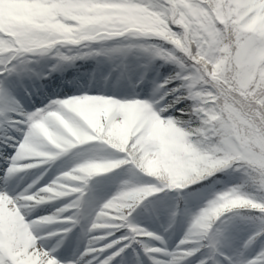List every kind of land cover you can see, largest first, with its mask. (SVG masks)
Masks as SVG:
<instances>
[{
    "label": "clouds",
    "instance_id": "obj_1",
    "mask_svg": "<svg viewBox=\"0 0 264 264\" xmlns=\"http://www.w3.org/2000/svg\"><path fill=\"white\" fill-rule=\"evenodd\" d=\"M34 4L29 14L0 24V88L10 97L0 104V137L30 125L35 112L55 111L71 140L33 131L24 154L17 156V147L2 169L13 195L0 186V255L8 264H49V254L63 247L58 208L34 214L56 190L36 186L47 169L30 170L55 155L52 148L63 152L70 144L83 176L114 174L106 199L114 213L143 198L141 189H168L159 245L132 249L119 264H207V252L193 253L207 247L209 222L223 212L239 218L240 243L224 249L232 264H264V0ZM57 78L75 83L78 94H48ZM218 176L230 181L224 194L210 188L188 207L191 186L215 184ZM181 202L188 212L177 215ZM179 218L184 227L173 243ZM91 231L92 224L81 226L82 247L64 264L96 259L85 256L109 233L87 236Z\"/></svg>",
    "mask_w": 264,
    "mask_h": 264
},
{
    "label": "snow or ice",
    "instance_id": "obj_2",
    "mask_svg": "<svg viewBox=\"0 0 264 264\" xmlns=\"http://www.w3.org/2000/svg\"><path fill=\"white\" fill-rule=\"evenodd\" d=\"M35 7L34 0H0V24H10L12 21L32 12ZM2 68L3 66L0 65V69ZM2 76L3 73L0 72V77ZM9 101L10 97L6 89L0 88V104L6 105ZM55 115V111H51L47 114L35 112L28 117L31 122L30 125H20L8 136L0 137V143L7 145L11 150L10 154L4 157L7 164L10 161L12 153L17 152V147L20 148V152L17 153V156L24 154L25 150L29 147V137L32 135L33 131L39 132L42 137L51 136L53 139L60 137L71 140L68 132L64 130L63 125L55 120ZM49 121H52V123H49ZM72 149L75 148H72L70 144L65 147L63 152L58 148H52L51 151L55 155L44 160L38 167L48 164ZM25 162L32 163V161ZM69 176L71 178H68ZM42 178L43 177H41L36 186L39 187L43 184H48L50 189L56 190V196L53 201L63 199V203L57 207V215L60 217L58 223L64 229L60 235L64 236L65 240L73 229L80 224L81 219L84 218L85 215H87L88 223L92 224V231L88 232L87 236H100L101 233H109L102 239H99L98 243L92 245L95 249L94 251L86 254L85 259H91L92 257L96 258L92 260L91 264H101V262H103V264H113L116 257L121 256L128 249L140 250L146 244L156 245L152 243V241H156L159 244V237L162 234L161 230L158 232L149 230L133 222L131 217L141 203L146 201V198L153 197L154 194H165L168 189L159 191L158 186L141 189L140 191L144 193L143 198L132 207L125 209L123 213L117 214L112 211L111 201L105 199L106 202L102 201L101 203H103L104 206L101 207L100 204L93 205L86 199L90 180L77 171L74 166L61 171L48 182L40 184ZM0 185L3 186L8 196L13 195L11 191H8L10 184L8 178L3 175V171L2 175H0ZM209 188H211L210 185ZM216 192L220 196L224 194L221 190H216ZM117 195H122V193H117ZM165 198V195L164 197L158 196L155 201H149V203H161L165 206L167 204L165 203ZM85 207L88 208L87 213H85ZM181 209L184 213L188 212V208L185 205L183 207L182 205H178L177 215L180 214ZM106 213L110 215H105ZM92 217L96 218V223L106 221L110 226L97 228L96 223H92ZM198 219L199 218H197V220ZM238 221L239 218L233 216L230 212L218 214L216 218L209 222L210 227L208 228L207 236L202 241L207 247L200 249L196 253H193V255L199 256L201 252H207L211 256V260H209L207 264H212V260H218V264H232L235 257L228 256L224 249L226 247L232 248L238 246L240 243ZM8 223V220L5 219V226H7ZM162 227L163 225L161 224L160 229ZM80 251H83V249L81 248ZM58 253L59 251H54L49 254L51 257L49 264H64L65 258H62ZM157 255L162 254L158 253ZM0 264H8L3 255H0Z\"/></svg>",
    "mask_w": 264,
    "mask_h": 264
},
{
    "label": "rangeland",
    "instance_id": "obj_3",
    "mask_svg": "<svg viewBox=\"0 0 264 264\" xmlns=\"http://www.w3.org/2000/svg\"><path fill=\"white\" fill-rule=\"evenodd\" d=\"M84 67H88V68L86 69L87 71H84V75L81 77V82L87 83L88 72L90 71L91 63H88L86 66L84 65ZM54 89H55V94L60 96H63L65 94L67 95L78 94L79 92V88L75 83L70 84L67 82L60 83L59 86L51 87V89L49 90L45 89V91L48 94H53ZM95 91L96 90L94 88L90 89V92L94 93ZM34 104L35 106H39V97H34ZM0 144H2L1 147L3 148L0 154V175H2V169L5 168L7 164L4 157L5 155L10 154L11 150L8 148L7 145H4L3 143ZM75 151L76 149H72L68 153H65L64 155L56 158L55 160L49 162L48 164L39 166L37 169H33L30 171L38 174L39 172L47 169L45 175L40 181V184L46 183L61 171L67 170L68 168L73 166L74 163L73 154ZM114 190H115L114 174L112 173L101 174L90 179L89 189L86 193V199L89 200L91 204L98 205L103 200L107 199L114 192ZM156 195L157 194H154V196ZM150 198H146V201L141 203V205L133 213L131 219L133 220V222L149 230L158 232L160 231V225L164 222L165 217L162 210H160V212L159 210L158 211L156 210L152 213L147 209V201ZM62 203H63V199L52 201L48 204L42 205L39 209H37L36 213L34 214L37 215L45 214L46 212H49L56 207H59ZM87 211L88 208L85 207V213H87ZM87 223H88V218L87 215H85L84 218L81 219L80 224L76 228H74L73 231L69 234L68 238L65 240L64 246L59 250L58 253L62 258H66L70 256L73 250H75L78 246L82 247V241L79 238L80 228L81 226H86ZM183 227H184V219L181 218L178 220L176 225V236L172 241L173 243L175 242V239L179 238V234L182 232ZM152 243L156 244L157 246L159 245L158 242L156 241H152ZM125 254L126 253H123L121 256L127 259V256H125ZM121 256L116 257V259L113 261V264H119Z\"/></svg>",
    "mask_w": 264,
    "mask_h": 264
},
{
    "label": "trees",
    "instance_id": "obj_4",
    "mask_svg": "<svg viewBox=\"0 0 264 264\" xmlns=\"http://www.w3.org/2000/svg\"><path fill=\"white\" fill-rule=\"evenodd\" d=\"M226 182H227V179L223 176H218L217 182L215 184H211L210 181H204L194 188V190L192 191V193H193L192 197H194L196 200H200V198H202V197H199L200 195L207 196L209 194V191H210L209 185L210 184H211V188L216 189V188H218V186L220 184L222 185ZM198 190H203V191H198ZM183 206H184V204H183Z\"/></svg>",
    "mask_w": 264,
    "mask_h": 264
},
{
    "label": "bare ground",
    "instance_id": "obj_5",
    "mask_svg": "<svg viewBox=\"0 0 264 264\" xmlns=\"http://www.w3.org/2000/svg\"><path fill=\"white\" fill-rule=\"evenodd\" d=\"M71 241H73V240H71Z\"/></svg>",
    "mask_w": 264,
    "mask_h": 264
}]
</instances>
